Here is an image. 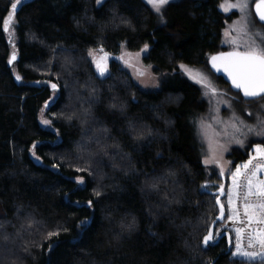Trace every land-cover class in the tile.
<instances>
[{
  "label": "trees",
  "instance_id": "1",
  "mask_svg": "<svg viewBox=\"0 0 264 264\" xmlns=\"http://www.w3.org/2000/svg\"><path fill=\"white\" fill-rule=\"evenodd\" d=\"M12 2L0 0V264H261L232 256L237 228L244 229L242 250H262L248 247L242 193L233 197L240 216L229 219L228 192L236 166L256 157L264 138L233 152L229 169L211 176L220 193L202 191L193 120L203 102L198 85L179 71L182 64L206 65L222 49L232 14L221 0H174L161 24L145 0L99 6L96 0H25L5 33L2 20ZM143 43L145 63L166 73L157 90H141L117 59L121 44L136 50ZM90 49L97 59L108 54L104 77ZM13 52L17 59L8 65ZM51 83L59 94L45 109ZM40 113L51 128L40 123ZM33 142H40V162L29 151ZM102 146L108 156L99 153ZM85 167L92 176L75 171ZM78 175L85 185L75 183ZM256 179L264 180V172ZM153 183L158 192L149 188ZM89 218L81 233L78 225ZM209 227L227 232L229 242L223 236L205 249Z\"/></svg>",
  "mask_w": 264,
  "mask_h": 264
},
{
  "label": "snow or ice",
  "instance_id": "2",
  "mask_svg": "<svg viewBox=\"0 0 264 264\" xmlns=\"http://www.w3.org/2000/svg\"><path fill=\"white\" fill-rule=\"evenodd\" d=\"M23 3V0H14L11 3V10L8 12V15L2 20V30L5 33H8L11 30V27L16 23L15 14L18 10V6ZM97 5H102L103 0H96ZM146 3L151 5L153 10L160 15L161 22L164 23L162 9L165 6H170L173 3V0H146ZM220 7L225 11H229L231 8L238 9L241 13L245 11L248 7L247 0H239L236 4H222ZM256 15L259 21L264 22V0H258L256 3ZM238 26H234L232 28L233 32L238 34H243L244 36H248V23L247 18L244 17L242 21L236 22ZM228 35L229 33H225ZM257 36H259L262 40H264V34L257 32ZM232 43L235 45L233 51L230 52H220L216 55H212L209 59V63L211 64L212 69H214L217 73L223 71L228 79L231 81L232 87L238 90L239 94H242L244 102H261L264 101V47L258 45L253 39H246L240 41L239 39H233ZM243 48V50H239ZM100 52H104L103 48L99 49ZM148 45L145 44L141 49V52H147ZM140 53H137L139 56ZM89 56L93 57V63L95 64L96 70L101 77H104L106 73H108L107 60L108 54L104 53L103 56L97 59L93 56V50H89ZM17 56L16 53L13 52L8 59V65H12L14 61H16ZM117 59H123V56L118 57ZM181 69L188 72L189 77L194 79V81L198 84H201L202 87L208 89L211 85L207 82V78L203 76V74L197 72L195 76L192 75V71L187 68L185 65H180ZM140 75L143 76L144 73L140 72ZM15 80L17 82H22V77L19 75L15 76ZM51 89L53 95L49 98L48 101H45V109H49L51 107V103L55 102L56 96L59 94V87L57 83H51ZM212 94H216V89L214 87L211 88ZM207 95V92L205 93ZM237 103L240 102L237 97L233 98ZM113 107H116L114 104ZM231 107V104H229ZM261 108L264 109V104H261ZM42 113L44 109L41 110ZM85 114H89V110H84ZM251 116V112L248 113ZM234 119L235 113H233ZM71 116L68 117L71 120ZM40 123L48 128L52 126V120L50 119H41ZM241 126H245L248 128L249 133L255 132L256 135H264V120H261L260 117H257V126H246L242 120L239 121ZM236 132H240V128L235 124L233 125ZM104 131H107L106 129ZM57 135H59L57 133ZM138 138H143V136H139ZM40 142H33L32 148L29 150L32 156L40 162V157L36 155V149L39 147ZM236 143L243 146V141L240 139H236ZM256 157H251L248 161H246L243 165H237L235 172L232 173V182L233 186L229 189V209H230V220H236L240 213L239 211L233 207L235 201L233 199L234 196L239 197L241 193L243 194V209L244 216L247 217V229H248V247L255 248L258 246L262 251H244L242 250V246L240 243L241 233L244 229L237 228L236 229V251L232 253L233 257L239 256L242 260H247L249 262H254L259 260L261 264H264V227H256L253 228L252 225H264V180H257L256 176L258 172H264V147H261L260 144L256 146ZM99 153L104 156H108L105 147H100L98 149ZM255 161V163H254ZM205 165L209 163L208 159L204 161ZM53 169H56L58 165L53 164ZM113 167H117V165H113ZM76 172L78 173H87L88 176L93 175V171L91 167L85 168H76ZM127 174V173H125ZM172 174V173H170ZM224 174L223 168H221V175ZM75 183L77 185H85L87 183L84 175H78L75 178ZM202 187H207L204 185ZM223 187V186H221ZM149 188L152 191H159L158 183H153L149 185ZM246 189V191H245ZM94 195L99 197L101 195L100 191L94 190ZM255 198V202L251 198ZM167 199V196L164 197ZM171 202V201H169ZM217 203L219 204V198H217ZM94 205L93 200L88 201V207L91 208ZM221 213H223V207H221ZM91 226V218L81 221L78 227L81 230V233L87 232L89 227ZM134 226V220L132 224L127 225L129 229ZM31 227V224H29ZM121 227H125L121 225ZM67 229H65L66 231ZM219 230L215 233L212 228L209 227L207 230V234L202 238V245L205 249L211 246H215L217 240L219 239ZM53 236H59V232H49L48 237L51 238ZM4 241L7 242L9 240L8 236L3 237ZM52 245H49V250H52ZM27 251V249H25ZM209 264H212V261H209Z\"/></svg>",
  "mask_w": 264,
  "mask_h": 264
},
{
  "label": "rangeland",
  "instance_id": "3",
  "mask_svg": "<svg viewBox=\"0 0 264 264\" xmlns=\"http://www.w3.org/2000/svg\"><path fill=\"white\" fill-rule=\"evenodd\" d=\"M254 1L247 0L248 7L243 13L236 8H231L227 12L222 9L225 13L232 14L222 30L220 41L222 50L226 52L233 51L235 48V45L232 43L233 39L243 41L250 38L255 40L261 47H264V40L256 35L257 32L264 34V25L254 19L252 13V4ZM238 2L239 0H221V5L236 4ZM150 7L153 10L151 5ZM153 12L156 23L161 24L160 15L154 10ZM244 17L247 18L248 36L232 31L234 26H238L236 22L242 21ZM226 32L229 34L226 35ZM144 44H142V47H144ZM142 47L136 50H130L124 44H121L118 57L123 56V59H119L120 64L123 70L141 90H157L160 87V81L165 78L166 73H162L161 69L145 63L144 56L146 52H141ZM239 50H243V48L241 47ZM137 53H140V55L137 56ZM185 66L192 71L193 76L197 72L203 74L207 78V82L211 85L210 88L205 89L201 84L191 79L188 72L179 66L180 73L190 81L196 83L200 89V99L203 102V109L195 114L193 120L198 155L204 170V179L200 189L205 192L214 191L215 187L220 184V181L213 180L211 176L214 174L217 177H221V168H223L224 173L229 169L232 153L237 150H243L247 143L253 139L264 138V135L258 136L255 132L249 133L247 127L239 124V121L242 120L244 125L255 127L257 126L258 116L261 120H264V109L261 108V104H264V101L259 103L244 102L243 98L240 95L238 96L237 92L232 91L228 85H223L217 81L215 78L216 75L211 72L207 64L203 66ZM140 72H143L144 75L141 76ZM212 87L216 89L215 95L212 94ZM206 92L207 95L205 94ZM234 97H237L240 102L237 103L233 99ZM229 104H231V107H229ZM249 112H251V116L248 115ZM233 113H235L237 119H234ZM41 119L47 118L40 113V121ZM234 124L240 128V132L235 131ZM236 139L242 140L243 146L237 144ZM205 159L209 160L207 165L204 163ZM204 185H207V187H202Z\"/></svg>",
  "mask_w": 264,
  "mask_h": 264
},
{
  "label": "water",
  "instance_id": "4",
  "mask_svg": "<svg viewBox=\"0 0 264 264\" xmlns=\"http://www.w3.org/2000/svg\"><path fill=\"white\" fill-rule=\"evenodd\" d=\"M257 2H258V0H255V1L253 2V4H252V13H253V15H254L256 21H257L258 23L264 25V22L259 21L257 15H256V3H257ZM220 52H226V51H225V50H222V51H216V52H214V53H212L211 55L208 56V58H207V65H208V68L211 70L212 73H214V75L219 76V77H220V78H221V79H222V80H223V81L229 86V88H230L232 91L238 92L237 89H234V88L232 87L231 81L228 79L227 75H226L223 71L217 73L214 69H212L211 64L209 63V59H210V57H211L212 55H216V54H218V53H220ZM229 52H230V51H229ZM239 95H240L241 98H243V97H242V94H239ZM213 193H215V194L220 193V191H219V186L217 187V189H216L215 191H213ZM217 219H218V220L221 219V215H220V214L217 216ZM211 228H212V227H211ZM206 234H207V233H206ZM223 236H225V237H226V241L229 242V239H230V238H229V234H228L227 232H221L220 235H219V238H221V237H223Z\"/></svg>",
  "mask_w": 264,
  "mask_h": 264
},
{
  "label": "flooded vegetation",
  "instance_id": "5",
  "mask_svg": "<svg viewBox=\"0 0 264 264\" xmlns=\"http://www.w3.org/2000/svg\"><path fill=\"white\" fill-rule=\"evenodd\" d=\"M220 51H222V49H220ZM238 93V92H237Z\"/></svg>",
  "mask_w": 264,
  "mask_h": 264
}]
</instances>
